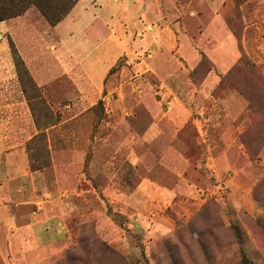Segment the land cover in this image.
<instances>
[{
  "label": "rangeland",
  "instance_id": "374dc122",
  "mask_svg": "<svg viewBox=\"0 0 264 264\" xmlns=\"http://www.w3.org/2000/svg\"><path fill=\"white\" fill-rule=\"evenodd\" d=\"M146 1L157 40L123 52L99 88L79 41L36 5L0 25V57L24 26L18 50L52 72L39 86L20 73L34 127L6 145L42 171L24 176L26 199L51 194L62 216L65 238L33 264H264V0ZM221 43L234 54L224 70ZM182 99L190 114L173 126ZM7 240L0 264H31Z\"/></svg>",
  "mask_w": 264,
  "mask_h": 264
},
{
  "label": "crops",
  "instance_id": "0c3cea01",
  "mask_svg": "<svg viewBox=\"0 0 264 264\" xmlns=\"http://www.w3.org/2000/svg\"><path fill=\"white\" fill-rule=\"evenodd\" d=\"M222 3L223 0H219L218 5ZM146 4V0H127V2L125 0H78L71 12L54 26L64 42L79 41L78 49L84 48L80 50L81 55H77L75 59L81 62L84 74L97 87L104 86L105 78L123 52H133L134 57V53L138 54L137 52L141 49L144 51L149 49L157 40L155 34L153 37V32L157 30L156 26L149 29L151 26L149 8L152 5ZM213 16L211 29L218 31L220 38L225 37L226 34L222 31L224 29L215 21L218 19V12L214 11ZM5 22L7 20L1 21L0 25ZM144 26L149 29L148 34L144 31ZM23 28L27 29L24 26L10 29V34L17 39L18 47L22 44L23 38L17 35L19 33L21 36L25 35ZM135 34L140 35L134 38ZM32 37L33 35L24 37L30 45L34 39ZM122 37L127 38L128 44L123 42ZM219 46L220 54L223 53L219 61L221 66H224L221 67L224 70L234 54L232 48L225 44L221 43ZM8 48L10 49V46ZM19 51L39 85L52 79V72L42 67L40 57L28 58L22 49ZM95 65L100 66L99 72H95ZM217 77V74L214 77L209 75L207 80L211 78L213 81ZM28 105L10 49L9 56L0 57V240L6 237L7 243L15 251L21 250L23 256L28 257L27 262L33 264L34 258L43 255L40 251L56 247L55 240L64 237L65 232L61 230V226L51 221L56 216L62 218L60 214L51 211L55 210L51 194L50 197L48 193L43 196L35 194L36 198L32 200L24 196L23 182L26 180L24 176L29 174L32 177L42 171L26 168L28 156L17 147L18 143L12 147L6 146L9 142H16L19 134L22 136L24 131L33 129L34 123L26 129L23 121L27 117ZM175 110L176 115L174 118L171 117L169 122L178 127L183 124L185 115L190 114V109L182 99ZM155 128L154 125L150 130L157 134ZM13 129H18L16 134L11 132ZM39 248L41 250L38 252Z\"/></svg>",
  "mask_w": 264,
  "mask_h": 264
},
{
  "label": "trees",
  "instance_id": "16d2710c",
  "mask_svg": "<svg viewBox=\"0 0 264 264\" xmlns=\"http://www.w3.org/2000/svg\"><path fill=\"white\" fill-rule=\"evenodd\" d=\"M77 2L78 0H0V22L21 16L29 8V6L33 4L39 8L48 22L52 26H55L71 12ZM9 46L11 49V54L15 61L19 80L20 73L23 70L26 74H28L33 84L39 86L32 76L30 70L28 69L25 60L22 57L13 39L9 40ZM21 86L25 95L27 90L26 88H23L22 84ZM26 99L28 102V96L26 97ZM39 133H41V130H39L38 133L33 137H36Z\"/></svg>",
  "mask_w": 264,
  "mask_h": 264
}]
</instances>
